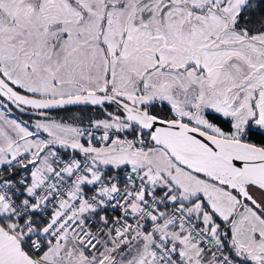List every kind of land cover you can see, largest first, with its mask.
<instances>
[{
	"label": "snow or ice",
	"instance_id": "6c2138e0",
	"mask_svg": "<svg viewBox=\"0 0 264 264\" xmlns=\"http://www.w3.org/2000/svg\"><path fill=\"white\" fill-rule=\"evenodd\" d=\"M0 264H264V0H0Z\"/></svg>",
	"mask_w": 264,
	"mask_h": 264
}]
</instances>
